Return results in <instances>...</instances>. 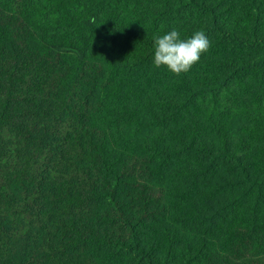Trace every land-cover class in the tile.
<instances>
[{
	"label": "trees",
	"instance_id": "trees-1",
	"mask_svg": "<svg viewBox=\"0 0 264 264\" xmlns=\"http://www.w3.org/2000/svg\"><path fill=\"white\" fill-rule=\"evenodd\" d=\"M0 264H264V0H0Z\"/></svg>",
	"mask_w": 264,
	"mask_h": 264
},
{
	"label": "clouds",
	"instance_id": "clouds-1",
	"mask_svg": "<svg viewBox=\"0 0 264 264\" xmlns=\"http://www.w3.org/2000/svg\"><path fill=\"white\" fill-rule=\"evenodd\" d=\"M95 23V20L92 21ZM154 65L167 68L176 75L188 72L201 54L208 51L210 41L203 31L195 32L190 38H180L178 31L171 30L154 37Z\"/></svg>",
	"mask_w": 264,
	"mask_h": 264
}]
</instances>
